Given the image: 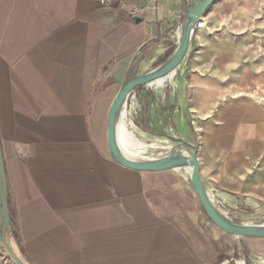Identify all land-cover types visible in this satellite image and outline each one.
Wrapping results in <instances>:
<instances>
[{
  "label": "crops",
  "instance_id": "0c3cea01",
  "mask_svg": "<svg viewBox=\"0 0 264 264\" xmlns=\"http://www.w3.org/2000/svg\"><path fill=\"white\" fill-rule=\"evenodd\" d=\"M109 1L0 0V146L17 244L30 264L245 260L258 240L221 232L185 169L133 171L108 152L121 73L168 51L190 0ZM203 23L163 115L171 138L196 147L225 211L263 213L264 0H216ZM0 264H11L1 250Z\"/></svg>",
  "mask_w": 264,
  "mask_h": 264
},
{
  "label": "water",
  "instance_id": "95a60500",
  "mask_svg": "<svg viewBox=\"0 0 264 264\" xmlns=\"http://www.w3.org/2000/svg\"><path fill=\"white\" fill-rule=\"evenodd\" d=\"M216 0H191V4L184 10L180 18V36L171 56L158 67L133 76L127 80L114 97L108 112L107 147L111 159L117 164L138 172H159L166 170L190 169V180L197 199L207 218L223 233L236 238L264 239V222L249 224L236 222L229 216V212L217 202L210 188L204 184L199 176L197 150L191 144L175 141L168 152L157 158L132 159L125 156L116 140V123L122 109L135 90L149 86L155 81L172 75L186 59L192 38L197 31V23L203 18L207 10ZM257 214H260L256 212ZM263 214V213H262ZM0 244L4 252L14 264H30L24 257L16 242L12 230V222L8 205L7 179L0 146Z\"/></svg>",
  "mask_w": 264,
  "mask_h": 264
},
{
  "label": "rangeland",
  "instance_id": "374dc122",
  "mask_svg": "<svg viewBox=\"0 0 264 264\" xmlns=\"http://www.w3.org/2000/svg\"><path fill=\"white\" fill-rule=\"evenodd\" d=\"M190 4H191V0L189 1V5ZM197 32L198 31L195 32L191 43L193 42V39L196 36ZM175 36L176 35L174 32L170 33V37L167 38L168 41L165 42V44L166 43L168 44L170 42L171 47L168 49V51L165 52L164 48H161L160 50H158L157 53L153 55L154 50L149 49L147 52H145L144 55L136 59L133 65L125 73H121L120 81L116 86L117 87L116 90L119 91V89L124 85V83L127 80L131 79L133 76L139 73L150 71L158 67L159 65L163 64L165 61H167V59L171 56L172 52L176 47ZM148 58H150V63L148 64V67L140 71L139 68L140 62ZM178 70L179 68L176 70V72L173 75L163 79L159 84H151L149 86H144L135 90V92L132 93L131 98L128 100L126 107H124L125 109H123L125 115L127 117L130 116L134 125L140 131L145 133V136L135 134L136 139L142 144H144V147L149 149L148 150L149 152L148 151L146 152L143 159L153 158L158 155L166 153V151L169 148L175 145L174 142L177 141L170 137V135L174 134L171 131L172 118L169 115L171 112H168L165 116L163 115V113L167 112L168 107L170 106L168 103L169 102L168 97L170 96L169 92L172 91V89L174 88L173 84H175V82H177V80L181 77L179 75ZM261 90L264 91V87L261 86ZM152 109H155L156 111L155 116L152 115L151 113ZM181 172L184 173L185 171L182 170ZM256 212H257L256 209L255 210L246 209L243 211L238 210L236 212H229V216L236 222H240V223H249V224L263 223L264 212L263 214L262 213L257 214ZM257 240H258V244L256 245V249L254 250V252L248 253L246 255L245 260L237 259L236 264H241V263L258 264L257 257L264 256V239H257ZM0 250L3 252L6 259L9 262H11V264H14L12 260L7 256V254L4 252V249L2 248L1 244H0Z\"/></svg>",
  "mask_w": 264,
  "mask_h": 264
},
{
  "label": "bare ground",
  "instance_id": "6f19581e",
  "mask_svg": "<svg viewBox=\"0 0 264 264\" xmlns=\"http://www.w3.org/2000/svg\"><path fill=\"white\" fill-rule=\"evenodd\" d=\"M202 21H203V18H202ZM175 35H176L175 38H176V43H177V40H178V38L180 36V30L176 31V34ZM162 80L163 79L158 80V81H155L152 84H159ZM123 109H122L120 118H119V120L116 123V140H117L118 146H119L120 150L122 151V153L125 156H127L129 158H132V159H143L144 158V155L146 154V152L149 149H147L146 147H144V144H142L141 142H139L136 139V135L135 134H139V135H142V136L144 135L145 136V133L141 132L134 125V123L131 120L130 116L127 117L125 115ZM171 148H169L166 152H168ZM157 157L158 156L153 157V158H157ZM185 170H186V172L188 174H190V169H185Z\"/></svg>",
  "mask_w": 264,
  "mask_h": 264
},
{
  "label": "built area",
  "instance_id": "2783aa9c",
  "mask_svg": "<svg viewBox=\"0 0 264 264\" xmlns=\"http://www.w3.org/2000/svg\"><path fill=\"white\" fill-rule=\"evenodd\" d=\"M99 1H100L101 5H109V3H110L109 0H99ZM203 26H204V23L201 19L198 21L196 28H197V30H199V29L203 28ZM210 191H211L212 195L215 197V199L217 200V202L223 207L224 202L220 199L218 191L216 189H210Z\"/></svg>",
  "mask_w": 264,
  "mask_h": 264
}]
</instances>
